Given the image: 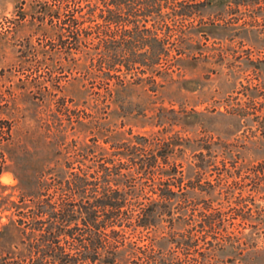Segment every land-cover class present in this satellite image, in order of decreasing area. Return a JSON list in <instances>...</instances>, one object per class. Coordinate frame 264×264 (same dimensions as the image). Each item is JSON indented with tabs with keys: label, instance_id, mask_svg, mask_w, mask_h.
Returning a JSON list of instances; mask_svg holds the SVG:
<instances>
[{
	"label": "rangeland",
	"instance_id": "obj_1",
	"mask_svg": "<svg viewBox=\"0 0 264 264\" xmlns=\"http://www.w3.org/2000/svg\"><path fill=\"white\" fill-rule=\"evenodd\" d=\"M43 1L0 0V120L12 125L0 182L16 187L4 193L36 194L62 170L98 164L99 152L89 149L158 135L172 143L188 177L214 149L195 196L264 206V191L254 186L264 166V0H205L183 22V53L170 46L168 74L156 78L162 86L154 92L144 79L113 87L110 100L74 67L76 54L59 51L63 24L42 17ZM242 231L251 247L235 261L264 264V227ZM11 242L5 235L0 243Z\"/></svg>",
	"mask_w": 264,
	"mask_h": 264
},
{
	"label": "trees",
	"instance_id": "obj_2",
	"mask_svg": "<svg viewBox=\"0 0 264 264\" xmlns=\"http://www.w3.org/2000/svg\"><path fill=\"white\" fill-rule=\"evenodd\" d=\"M204 4L44 0L41 12L62 22L55 33L59 51L76 54L74 67L99 81L102 96L110 100L113 87L144 79L154 92L162 86L156 78L168 74L170 46L177 44L176 54L183 53V22ZM11 128L10 121L0 120V174ZM142 138L118 149H89L99 152L98 164L62 170L39 183L36 194L20 193L15 200L4 191L16 187L0 182V219L7 218L0 221V242L5 235L15 240L0 243V264H238L251 247L242 230L264 227V206L251 199L250 207L242 197L195 196L203 190L200 181L214 149H206L208 159L190 167L188 177L170 141ZM231 154L223 149L225 159ZM257 171L254 186L264 191V166Z\"/></svg>",
	"mask_w": 264,
	"mask_h": 264
}]
</instances>
